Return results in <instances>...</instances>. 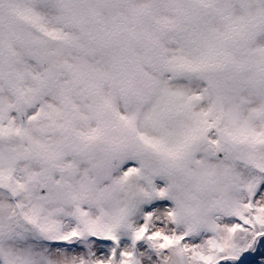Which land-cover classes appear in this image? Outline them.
I'll return each instance as SVG.
<instances>
[{
  "label": "snow or ice",
  "instance_id": "obj_1",
  "mask_svg": "<svg viewBox=\"0 0 264 264\" xmlns=\"http://www.w3.org/2000/svg\"><path fill=\"white\" fill-rule=\"evenodd\" d=\"M0 264H264V0H0Z\"/></svg>",
  "mask_w": 264,
  "mask_h": 264
}]
</instances>
